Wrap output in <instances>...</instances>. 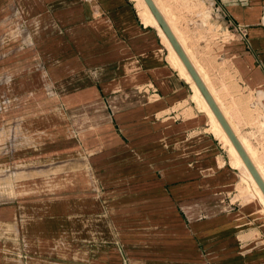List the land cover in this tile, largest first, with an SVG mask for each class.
<instances>
[{
    "label": "crops",
    "instance_id": "obj_1",
    "mask_svg": "<svg viewBox=\"0 0 264 264\" xmlns=\"http://www.w3.org/2000/svg\"><path fill=\"white\" fill-rule=\"evenodd\" d=\"M161 4L264 178V0ZM159 25L0 0V264H264V193Z\"/></svg>",
    "mask_w": 264,
    "mask_h": 264
},
{
    "label": "water",
    "instance_id": "obj_2",
    "mask_svg": "<svg viewBox=\"0 0 264 264\" xmlns=\"http://www.w3.org/2000/svg\"><path fill=\"white\" fill-rule=\"evenodd\" d=\"M148 5L150 6L152 12L154 13L155 17L157 18L158 22L164 29L165 33L167 34L168 38L170 39L172 45L176 49L177 53L183 60L184 64L186 65L187 69L189 70L190 74L192 75L193 79L195 80L196 84L202 91L203 95L205 96L206 100L208 101L209 105L211 106L212 110L214 111L215 115L217 116L218 120L222 124L224 130L232 140L234 146L238 150L239 154L241 155L242 159L244 160L246 166L250 170L251 174L253 175L254 179L256 180L257 184L261 188V190L264 193V178L262 177L260 171L254 164L253 160L251 159L249 153L247 152L246 148L240 141L239 137L227 121L226 117L224 116L222 110L220 109L219 105L217 104L216 100L210 93L208 87L204 83L203 79L199 75L198 71L194 67L193 63L191 62L190 58L184 51L182 45L176 38L174 32L172 31L171 27L165 20L164 16L156 6L154 0H146Z\"/></svg>",
    "mask_w": 264,
    "mask_h": 264
},
{
    "label": "bare ground",
    "instance_id": "obj_3",
    "mask_svg": "<svg viewBox=\"0 0 264 264\" xmlns=\"http://www.w3.org/2000/svg\"><path fill=\"white\" fill-rule=\"evenodd\" d=\"M136 1V3H137V6H138V9H139V13H140V15H141V17L144 19V21H146V22H157V23H159L158 22V20H157V18L155 17V15H154V13L152 12V10H151V8H150V6L148 5V3L146 2V0H135ZM154 2H155V4H156V6L158 7V9L160 10V12L162 13V15L164 16V18H165V20L167 21V23L169 24V25H171L172 26V24L169 22V20H168V18H167V11H163V8H162V0H154ZM160 24V23H159ZM173 27V26H172ZM159 29H160V31L164 34L165 33V31H164V29L162 28V26L160 27V25H159ZM164 35H166L167 36V34L165 33ZM176 35H177V37L179 38V39H181L180 38V36H179V34L176 32ZM168 37V36H167ZM171 42V41H170ZM172 44V43H171ZM174 47V46H173ZM175 49V48H174ZM186 51L188 52V53H190L187 49H186ZM177 52V51H176ZM178 54V53H177ZM179 55V54H178ZM180 57V56H179ZM181 58V57H180ZM182 60V59H181ZM183 61V60H182ZM184 63V62H183ZM195 64V63H194ZM196 65V64H195ZM185 67H186V65H185ZM198 68V67H197ZM186 69H187V67H186ZM198 70H199V72L201 73V75L203 76V73H202V70L200 69V68H198ZM187 73H188V75H189V78H190V80H191V82L193 83V85H194V87H195V89L197 90V92L201 95V93H200V91H199V89H198V86H196V82H195V80L193 79V77H192V75L190 74V72L188 71V69H187ZM202 96V95H201ZM206 99V98H205ZM206 102H207V100H206ZM208 105V108H209V113H210V117H211V119H212V121H213V123H214V126H215V129L219 132V133H221L222 135H223V137L226 139V141L229 143V145L231 146V147H233L234 148V144H233V142H232V140L230 139V137L228 136V134L226 133V131L224 130V128H223V126H222V124L220 123V121L218 120V118L216 117V115L214 114V112L210 109V107H209V104H207ZM235 149V148H234Z\"/></svg>",
    "mask_w": 264,
    "mask_h": 264
}]
</instances>
